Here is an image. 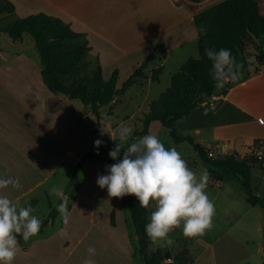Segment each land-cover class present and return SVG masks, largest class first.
Here are the masks:
<instances>
[{
    "label": "crops",
    "instance_id": "1",
    "mask_svg": "<svg viewBox=\"0 0 264 264\" xmlns=\"http://www.w3.org/2000/svg\"><path fill=\"white\" fill-rule=\"evenodd\" d=\"M10 1L15 4L16 11L20 6L25 11L26 14L21 17L45 12L61 17L75 30L83 32V39L89 46L85 56L88 65L101 66L104 77L118 70L120 80L124 76L127 79L159 43H164L166 47L164 59L151 65H155L154 68L164 65V71L173 51L189 45L198 47L195 14L222 0ZM8 17L5 13L0 14V26L2 19ZM37 65L36 59L27 56L24 51L10 56L0 43V177H13L20 181V189L9 186L3 190V194L14 202H20L33 193L56 173L59 163L76 155L72 147L75 125L80 129L85 120L81 118L82 112L75 111L71 101H67L68 96L54 94L47 88L41 75L42 66ZM154 68H149L147 73L151 74ZM153 83L147 79L133 86L140 88L139 93L150 89ZM216 94L219 99L214 109L206 112L205 103H201L189 115L178 120L177 128L181 134L192 135L211 151L218 143L227 142L228 154L233 150L242 151L255 139L264 137V123L258 119L259 115L264 116V64L259 65L258 72L243 73L238 80L230 82L226 92L219 89ZM121 96H117L110 106L118 103ZM86 110L91 109L86 107ZM184 143L178 144V148ZM87 149L81 154H86ZM190 157L193 159H186L187 164L199 176L197 157L192 154ZM115 162L111 157L103 161L99 165L98 176L106 174L105 165ZM97 178L87 194L76 187L75 197L72 192V202L68 208L64 207L68 217L76 211L78 223L86 224L84 235H76L72 240L65 238L61 246L51 231L55 222L28 241L18 236V254L14 264H84L89 246L96 249V264H141L135 227L116 233L118 218L114 205L100 202L107 189L99 187ZM226 181L212 184L209 172L206 191L215 205L211 228L189 237L183 234L182 226L177 227L172 233L180 236L171 237L177 244L173 246L176 249L155 245L151 241V252L160 248L175 255L186 246L194 258L191 264H263L264 233L251 249L250 204L244 201V195L225 185ZM53 207L59 206L51 204L49 211ZM150 207L154 210L155 205ZM221 219L224 225L218 223ZM109 220L111 228H100ZM124 220L134 226L127 213ZM262 224L257 223L258 231H261ZM107 241L113 246H106ZM142 258V264H146ZM171 264H176L174 258Z\"/></svg>",
    "mask_w": 264,
    "mask_h": 264
},
{
    "label": "trees",
    "instance_id": "2",
    "mask_svg": "<svg viewBox=\"0 0 264 264\" xmlns=\"http://www.w3.org/2000/svg\"><path fill=\"white\" fill-rule=\"evenodd\" d=\"M15 12L16 6L12 1L0 0V14L13 16ZM194 23L198 31L199 57H190L186 60L171 76V85L161 93L159 98L151 102L150 110L143 118V133H148L155 121L168 127L176 144L189 143L200 159L209 166L212 184L238 176L247 195V201L253 206L259 205L264 209V195L257 194L252 189L254 163H250L247 159L237 160L232 155L214 157L210 154L211 149L197 142L192 135L181 134L177 128L179 119L189 115L199 104L207 102L214 93L219 91L214 87L215 81L209 72L212 62L206 56L205 48L213 47L217 50L228 48L238 62L248 44L264 35V13L261 12L257 0H222L195 14ZM202 26L207 28L206 33L201 32ZM0 32H7L15 41L21 40L26 32L33 36L41 56V75L45 85L54 94H64L69 98L79 99L87 108H90L97 118L96 132L103 143L101 108L110 105L117 96L125 93L135 84L147 79L153 82L159 81L164 72V65H159L152 69L151 74L147 73L152 63L158 64L164 59L166 47L164 43H159L121 87L118 85V70H115L109 79H105L102 67L98 66L93 70L91 77H79V74L88 66L85 56L89 46L83 39L84 33L75 30L61 17L45 12L30 14L7 25H1ZM259 50L256 62L258 67L254 72H258L259 65L264 64V48L259 47ZM250 66L253 64L244 61L240 72L243 73ZM229 87L230 81L220 89L226 92ZM103 143L98 149L93 146L83 159L93 160L105 157ZM109 162L112 163V160ZM77 177L78 172H75L69 186H73ZM123 201L130 209L138 236L139 253L144 257L146 264H161L166 258H174L176 264L193 262V255L186 246L175 255L160 248L151 252L149 249L151 240L145 232V225L152 211L151 207H140L134 195L124 196ZM59 213V207H53L43 219L39 232L53 226ZM112 219L114 220V212Z\"/></svg>",
    "mask_w": 264,
    "mask_h": 264
},
{
    "label": "clouds",
    "instance_id": "3",
    "mask_svg": "<svg viewBox=\"0 0 264 264\" xmlns=\"http://www.w3.org/2000/svg\"><path fill=\"white\" fill-rule=\"evenodd\" d=\"M201 32L206 33L207 28L202 26ZM205 54L212 62L209 72L215 88H223L229 80L240 78L241 65L230 49L206 47ZM104 132L102 129L101 135ZM133 132L131 126L120 127L117 143L109 151L116 162L105 165L106 174L99 175L96 181L99 187L106 188L109 197L134 195L143 208L155 205L145 225L146 235L154 244L171 245L169 234L177 227L182 226L183 234L189 237L211 228L215 205L206 191L207 172L197 176L175 147H165L151 132L129 143ZM102 143L101 139L94 141L97 149ZM9 186L22 187L16 178L0 177V264H14L18 236L28 241L42 226L30 204L22 205L3 194ZM60 212L67 223L68 213L63 205ZM87 252L84 264H96L95 247L89 246Z\"/></svg>",
    "mask_w": 264,
    "mask_h": 264
},
{
    "label": "rangeland",
    "instance_id": "4",
    "mask_svg": "<svg viewBox=\"0 0 264 264\" xmlns=\"http://www.w3.org/2000/svg\"><path fill=\"white\" fill-rule=\"evenodd\" d=\"M257 1L260 5L261 12L264 13V0ZM25 14V11L20 6L18 11L15 12V15L2 19L1 24L7 25L8 23L13 22L18 18H22L21 16H24ZM0 35V43L4 46L5 52L8 53L10 56L15 52L24 51L27 56L35 58L37 64H40V66H42L39 50L35 44L33 36L30 33L26 32L23 35L22 41L13 40L7 32L0 33ZM259 47L264 48V35L262 36V38L254 39L253 41H251L246 47L244 55L238 61V64L241 66L244 61H248L253 64V66H250V68L245 69L243 73H252L258 67L256 65V62L258 59L257 56L260 53ZM190 57H199V50L197 46L195 48V46L189 45L186 48L173 51L166 64V69L161 75V79L159 82L153 83V86L150 89L142 90V92L139 93L137 91H139L140 88L137 86H133L129 88L124 94H122V96L118 100V103H116L114 106L105 105L101 108L102 124L103 129L105 130L104 143L102 149L105 154V157H102L100 159H83L85 153L81 154V151L85 150L86 148L90 150V148L95 146L94 141L99 139V136L96 132L97 118L95 114L91 110H86V106L81 100L67 98V101H71L70 103L71 106L74 107V110H80L82 112L81 118L85 119L82 124L83 126L80 127V129L75 125V139L72 147L76 155L69 156L67 161L59 163L56 173L53 174L47 181H45L43 185L38 187L33 193L25 196L20 201V203L22 205L30 204L34 209V214L37 215L42 221V219L47 216V213H49V208L51 204L59 207L63 205L64 207L68 208L69 204L72 202L71 193L73 192V196L75 195V192L77 191L76 187L82 188L84 190V194H87V191L89 190L92 182L97 178L99 174V165L103 163V161H107L108 157H110L109 151L117 143L116 140H118V132L120 127L123 125L131 126L134 129L129 143L134 142L140 137L151 132L152 134L157 135L161 139L165 147H175L182 154L185 160L188 158L193 159V157H190V154H192V156L195 155V158L197 157L196 160L199 162V165L197 166L199 173L207 172L209 179V166L200 159L198 153L189 143L185 142L182 147L178 148V144L174 142L171 136L170 129L168 127L162 125L158 121H155L152 123L149 132L143 133V118L145 113L150 110V102L153 99L159 98L161 92L171 85L172 74L180 68L182 62L188 60ZM154 67L155 65L150 66V68ZM95 68L96 67H94L93 64L88 65L79 74V77H91L92 72ZM109 78L110 76L105 77V79ZM125 80L126 76L120 78L118 83L119 87L122 86ZM230 82L232 81L230 80ZM203 107L205 108L206 112L210 111L208 105L205 104L203 105ZM211 152L213 151L210 150V154L214 157H227L231 155L228 153L216 154L215 152L213 154ZM75 172H78V177L73 186L71 187L69 186L70 181ZM225 185L233 187V189L237 193L244 195V201L248 202L246 193L237 176L227 180ZM52 189H56V191H51ZM252 189L255 193L264 195V171L258 164H254L252 169ZM66 195H68L67 198H65ZM123 200L124 197H109L107 190H105V193L103 194V199L102 201H100L101 203H110L114 205L118 218V226L115 227L116 233L117 231L124 233V231L126 230L129 231L131 229H134V226L126 224L124 220V218H126V213L129 217H131V213L128 205L125 204ZM250 207V247L251 249H253L255 247L254 242L258 241V238H260V236H263L264 209L261 206H253L251 204ZM78 221L79 218L77 217L76 211L68 217L67 223H65V218L62 215L58 217V219H56V224L54 227H52L53 230L51 231L52 234L57 237L59 245H64L62 240H64L65 238H69L72 240L76 235H84V233L87 231V226L81 221L80 223H78ZM259 222L261 224L263 223L261 225V231H258L257 229V223ZM106 223V225H101L100 228H111L112 225L110 223V220ZM218 223L224 225V220L221 219L220 221H218ZM215 229H217V227ZM169 235L173 238H178L180 236L175 235V233L172 232ZM83 241L87 242L88 239H83ZM136 242L138 243V240H136ZM106 246L111 247L113 245L112 243L109 244V242L107 241ZM161 246L173 247L177 246V244L172 243L171 245H168L164 243L161 244ZM151 248L153 249V245L149 247L150 251L152 250ZM173 248L176 249L175 247ZM139 257V262L142 264L144 260L141 255Z\"/></svg>",
    "mask_w": 264,
    "mask_h": 264
},
{
    "label": "built area",
    "instance_id": "5",
    "mask_svg": "<svg viewBox=\"0 0 264 264\" xmlns=\"http://www.w3.org/2000/svg\"><path fill=\"white\" fill-rule=\"evenodd\" d=\"M219 99L218 94L214 93L210 99L205 102L206 105L209 106L210 109H214L216 107L215 103ZM259 122L264 123V116H258ZM229 143L221 142L215 146L216 154H226L228 153ZM237 160L247 159L250 163H255L260 165L264 169V137L255 139L249 146H247L244 150H233L230 153ZM254 161V162H253ZM173 263V258H166L161 264H171Z\"/></svg>",
    "mask_w": 264,
    "mask_h": 264
}]
</instances>
